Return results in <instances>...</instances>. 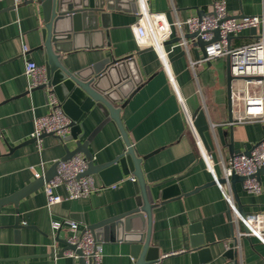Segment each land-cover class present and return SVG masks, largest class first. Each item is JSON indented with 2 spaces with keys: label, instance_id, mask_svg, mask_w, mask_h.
<instances>
[{
  "label": "crops",
  "instance_id": "obj_1",
  "mask_svg": "<svg viewBox=\"0 0 264 264\" xmlns=\"http://www.w3.org/2000/svg\"><path fill=\"white\" fill-rule=\"evenodd\" d=\"M212 1L148 0V4L152 10L164 12L168 21L173 22L183 21L201 9L207 10ZM225 1L231 15L264 11V0ZM115 4L116 8L105 9L110 24L107 38L102 32L99 38L82 42L71 53H60V60L68 69L75 70L105 57L111 60L134 56L142 82L117 105L130 144L136 155L143 157L140 168L153 193L155 206L151 213L150 243L158 250V264H264V240L256 235L237 237L235 257L224 254L231 230L244 228L241 221L233 224L228 214V198L222 188L233 197L230 182L222 186L209 183L193 191L209 182L213 174L224 176L223 163L232 156L230 138L233 147L243 151L264 136V122H226L225 54L201 61L198 47H190L186 54H181V47H172L170 69L175 74L186 111L192 115L201 107L210 122V128L204 132L209 145L205 150L214 173L207 170L156 53L150 48H138L133 39L130 25L135 19V0H118ZM12 6L11 0H0V198L34 180L36 172L41 174L44 167H49L64 153L61 143L52 134L41 138L40 147L36 143L21 144L31 138L33 118L47 113L48 107L43 89L28 90L23 73L26 59L44 64L42 51H30L41 43L37 29L42 23L40 3L26 1L14 9ZM258 29L252 32L244 28L232 34L230 45L236 47L255 41ZM181 32H187L185 25L172 27L166 49L177 42L174 39ZM22 45L28 47L26 53L22 52ZM241 107L240 94L232 91V115ZM102 119L100 113L87 116L82 121V139ZM11 147L14 149L9 152ZM88 148L94 163H101L122 153L126 146L116 124L108 121L95 133ZM93 177L96 189L84 198L65 199V189L60 185L55 192L62 200L47 206L41 186L19 200L17 214L13 204L2 206L0 264H78L77 258L65 252L57 254L63 247L55 240L57 234L59 238H66L71 233L62 222L74 220L78 224L77 231H82L92 223L135 206L130 176L110 185H104L95 174ZM259 178V193L246 190L241 182L235 183L244 211L264 210V171ZM162 190L168 195L165 199L161 198ZM15 215L23 225L17 231L11 226ZM53 221H60L62 225L53 229ZM197 238H201L205 246L200 253L192 252L190 247V242ZM101 243L102 264H131L128 243L120 240ZM53 251L55 255H51Z\"/></svg>",
  "mask_w": 264,
  "mask_h": 264
},
{
  "label": "water",
  "instance_id": "obj_2",
  "mask_svg": "<svg viewBox=\"0 0 264 264\" xmlns=\"http://www.w3.org/2000/svg\"><path fill=\"white\" fill-rule=\"evenodd\" d=\"M118 0H40L42 23L37 28L41 43L30 51L40 50L44 54V64L47 70V86L51 87L55 93L59 104L65 114L70 118L69 134L59 137L54 135L62 145L63 155L52 162L49 167H44L41 174L30 181L20 189L10 195L0 198V208L4 205L13 204L15 214H17V205L21 198L39 189L45 182L56 174L57 163L61 160H67L76 154H81L86 160L87 167L80 174H95L104 185H110L122 180L125 176H130L134 190L135 206L125 212L104 218L100 221L86 226L96 240L107 242L108 240H120L128 243L129 257L131 264H149L159 260V253L155 246L150 243L151 233V213L155 206L153 193L149 185L145 183L140 168L143 157L136 155L128 139L127 133L120 120V103L127 98L134 89L142 82V77L138 71L133 55H127L121 59H109L107 57L92 63L89 66L70 70L60 60V53H71L79 48V44L86 43L87 40L99 38L104 32L107 38V28L109 27V13L107 10L116 8L115 2ZM131 1V0H127ZM136 6H137V1ZM14 9V6L11 7ZM204 14V10H199L198 16ZM243 15V12L233 16ZM11 16L14 17L13 13ZM252 32L255 27L250 28ZM232 35H227L228 44H230ZM181 37L189 41L187 51L190 47H198L202 56L205 55V44L210 40L202 39L197 32H184L182 36L176 37L174 41H179ZM219 38L218 27L213 29V36L210 39ZM168 41L165 42V44ZM108 43V42H107ZM101 46V45H99ZM95 47H98L96 45ZM186 51L182 49L181 54ZM226 56V91H227V109L228 119H232L231 109V81L235 78L230 73L231 56ZM34 89H43V86ZM44 91V89H43ZM45 94V92H44ZM92 113H100L103 119L98 125L84 138L82 121ZM195 131L200 138L204 148L209 149L206 143L204 132L210 128V122L204 112L199 107L191 115ZM108 121H113L125 143L126 149L113 159L101 163H94L93 155L88 148L90 141L95 133ZM264 126V123H263ZM51 133H43L40 138ZM264 137V136H263ZM35 143V138L31 137L21 144ZM255 142L249 148H234L230 138L228 145L232 155L245 153L249 155ZM14 147L9 148L12 152ZM264 171V166L259 167L255 172L248 175L257 179L259 174ZM246 175H240L231 172L228 176L212 177L209 182L195 188L196 191L209 183H218L220 186L230 182L231 192L236 201V208L242 216L245 215L237 196L235 183L243 184ZM222 188V187H221ZM223 189V188H222ZM191 191V192H193ZM179 194V193H178ZM161 198L165 199L166 190L161 191ZM228 214L230 210L228 208ZM231 215V214H230ZM17 231L23 225L19 223L18 216L15 215L14 222L11 225ZM232 236L227 241L226 256L235 257L238 253L237 236L231 230ZM55 240L63 244L62 249L57 254L71 249L78 255V264H86L81 251L75 245L70 244L66 238H59L58 234ZM192 252L200 253L205 249L201 238L190 242ZM56 254V255H57ZM51 255H55L54 251Z\"/></svg>",
  "mask_w": 264,
  "mask_h": 264
},
{
  "label": "built area",
  "instance_id": "obj_3",
  "mask_svg": "<svg viewBox=\"0 0 264 264\" xmlns=\"http://www.w3.org/2000/svg\"><path fill=\"white\" fill-rule=\"evenodd\" d=\"M12 4L17 6L21 2H36L40 0H11ZM137 9L135 19L130 25L133 39L138 48L152 49L159 61L162 69L166 71L167 80L175 92L185 120L192 130L195 143L199 149L201 158L206 162V168L214 173L212 162L207 157V152L198 137L192 123L191 115L188 114L184 107L183 98L180 96L176 83L175 74L170 69L169 53L172 47L179 46L187 51L189 41L183 37L170 49L165 48V42L172 34V27L186 26L187 32H197L202 39L210 40L205 44V55L201 54V61L210 59L223 54L231 56L230 73L235 77L231 81V91L241 96L242 109L235 112L232 119H227L229 124L242 122L245 120H255L264 122V11L258 14H243L238 17L229 14L225 0H213L204 14L198 16L191 15L183 21H168L162 11H154L149 7L148 0H136ZM218 27L219 38L210 39L213 36V29ZM255 27L258 29L257 39L241 46L233 47L228 44L227 35L237 34L244 28ZM183 32H181L182 36ZM28 47L22 45V52L26 53ZM193 65V62H190ZM23 73L27 81V89L32 90L36 87L43 86L47 113L35 116L33 118V130L31 137L35 138V143L40 147L43 133H51L63 137L70 131V118L62 110L59 101L47 86V70L45 64H38L34 60L26 59L24 62ZM264 166V137L260 138L258 143L253 146L249 155L245 153L230 156L223 163V174L228 176L231 172L240 175H246L243 182V188L246 190L259 193L261 183L254 176H248L255 172L259 167ZM87 167L86 160L81 154H76L67 160H61L57 163L56 174L43 184V191L46 196L47 206L58 203L62 196L55 192V188L63 186L65 189V199H79L87 197L96 189L94 177L91 174L80 175ZM40 173L36 172L35 177ZM213 177L216 178L213 174ZM228 206L230 210V220L241 221L244 228H236L234 234L237 237L242 235H256L262 241L264 240V210L246 211L245 215L239 214L233 197L226 193ZM68 225L70 234L66 237L70 244L76 246L81 251V255L86 264H102L103 247L102 243L96 240L93 233L86 227L82 231H77L78 224L76 221L66 219L64 222ZM62 223L53 221L52 228L58 229ZM234 231V230H233ZM65 254L78 258L74 250L68 249ZM149 264H158L157 262Z\"/></svg>",
  "mask_w": 264,
  "mask_h": 264
}]
</instances>
